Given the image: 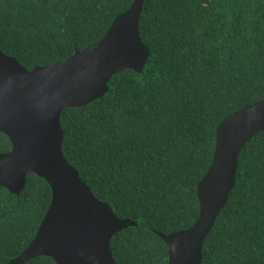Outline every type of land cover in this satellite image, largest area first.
<instances>
[{
    "label": "trees",
    "instance_id": "obj_1",
    "mask_svg": "<svg viewBox=\"0 0 264 264\" xmlns=\"http://www.w3.org/2000/svg\"><path fill=\"white\" fill-rule=\"evenodd\" d=\"M131 1L0 0V51L26 70L51 65L97 42ZM137 32L149 52L141 72H118L101 98L64 108L61 152L95 199L136 224L110 238L113 262L167 264L156 234L195 221L216 125L264 98V0H143ZM9 148L0 133V153ZM49 200L32 173L17 196L0 188V264L33 238ZM200 264H264V131L238 152Z\"/></svg>",
    "mask_w": 264,
    "mask_h": 264
},
{
    "label": "water",
    "instance_id": "obj_2",
    "mask_svg": "<svg viewBox=\"0 0 264 264\" xmlns=\"http://www.w3.org/2000/svg\"><path fill=\"white\" fill-rule=\"evenodd\" d=\"M142 4L132 0L97 42L51 65L26 70L0 51V133L10 144L0 153V188L17 196L32 173L50 191L33 238L6 264L41 256L54 264H115L110 238L136 225L116 218L65 161L59 116L64 108L101 98L114 74L141 72L149 55L137 32ZM262 131L264 98L218 122L210 164L195 185V221L187 229L156 234L166 247L167 264H200L201 244L233 187L238 152Z\"/></svg>",
    "mask_w": 264,
    "mask_h": 264
}]
</instances>
